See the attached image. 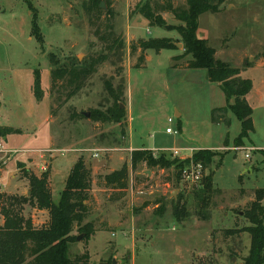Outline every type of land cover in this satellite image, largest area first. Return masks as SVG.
<instances>
[{"label": "rangeland", "instance_id": "rangeland-1", "mask_svg": "<svg viewBox=\"0 0 264 264\" xmlns=\"http://www.w3.org/2000/svg\"><path fill=\"white\" fill-rule=\"evenodd\" d=\"M113 1L111 8L118 15L114 32L123 37L124 50L117 56L112 54L85 87L60 106L56 98L64 101L66 93L51 91V70L86 67L91 58L103 55L106 45L95 32L100 28L102 35L105 33V16L91 27L89 0H0V124L20 133L8 143L0 135V142L7 150L24 151L8 155L10 159L0 154V163L8 170L1 191L30 197L25 174L48 173L57 204L74 165L82 160L90 168L93 182L84 224L92 223L99 232L88 243L83 236L71 245V257L87 252L92 264H244L250 235H244L236 256L227 252L213 256L209 240L203 243L213 227L231 228L235 219L240 229L248 225L244 216L250 200L255 190L264 188V0H229L222 13H207L199 20L198 37L209 42L218 60L240 69L241 78L253 83L248 100L255 131L243 147L234 144L241 124L232 112L227 115L229 124L213 121L214 112L227 107L219 85L209 81L205 70L175 68L173 58L184 48L160 54L149 50L145 67L133 68L136 58L126 46L131 38L182 42L177 32L149 28L142 16L129 20L130 3L139 0ZM164 17L168 25H173V16ZM34 26L44 39L42 47L34 37ZM126 67L132 71L125 76ZM37 70L41 72L42 101H37L33 93ZM107 82L116 91L123 88L120 108L127 109L128 116L122 123L93 120L115 106ZM176 112L183 113L181 119ZM74 114L83 118H74ZM168 128L172 134L166 132ZM128 135L132 147H154L163 150L155 155L168 159L174 150H180L181 157L192 156V148L211 150L214 157L206 175L213 177V193L206 207L200 205L202 200L195 194L203 184L184 183L174 168L162 172L140 164L132 171ZM24 138L32 144H23ZM123 167L130 171L129 188L126 199L115 203L112 199L119 194L105 185L104 177ZM148 171L151 173H144ZM16 183L19 189H15ZM179 201L190 215L184 231L182 221L177 220ZM157 202H161L159 208L154 206ZM23 209V215L37 228L48 222V213L29 204ZM199 213L211 219L201 226L191 224ZM3 221L0 215V226ZM212 257L216 258L213 263Z\"/></svg>", "mask_w": 264, "mask_h": 264}, {"label": "trees", "instance_id": "trees-1", "mask_svg": "<svg viewBox=\"0 0 264 264\" xmlns=\"http://www.w3.org/2000/svg\"><path fill=\"white\" fill-rule=\"evenodd\" d=\"M229 0H139L130 3V17L142 16L149 28H166L177 32L183 44L184 51L173 58L175 68L189 70H205L211 83L219 85L223 91L227 107L217 109L213 115V121L229 124L227 115L232 112L241 124V133L235 140V147H243L255 131L253 123V108L247 100V96L253 89L251 80L241 78V70L232 68L225 62L217 59L215 49L209 42L198 37L199 20L201 16L212 13L220 14L225 3ZM109 7L104 12L100 5L102 0H89L87 9L90 26L94 27L103 16L105 19V33L102 35L100 28L95 34L106 45V52L98 57H93L86 67H73L70 69L54 68L51 70V91L61 94L66 93L65 100L56 98L60 106L68 103L86 85V83L98 72V68L109 61L111 55L117 56L125 48L122 36L114 32L115 12L111 8L112 2L107 0ZM164 14L173 16L178 25H168ZM36 26L33 34L42 47L44 39L39 34ZM177 42L173 38H150L132 40L129 46L130 55L136 61L135 69H142L146 65L147 52L149 50L160 54L162 51H174ZM192 57L190 60H186ZM107 90L116 101L115 106L105 114L94 117L93 120L102 123H122L126 119V112L120 108L122 101V87L118 91L110 82L106 83ZM33 93L37 101H42L44 91L42 89L41 72L34 73ZM121 101V102H120ZM233 101V103H232ZM74 118H83V115H73ZM11 128L0 129V135L7 137L18 133ZM168 159L166 155L155 156L150 150H136L131 153V169L135 171L140 164L148 168L160 170L175 169L178 176L184 167L191 161L207 165L214 157L210 150H200L194 153L191 160ZM3 168L0 163V170ZM128 167L113 171L104 177L105 185L119 194L112 199L118 203L126 199L129 188ZM25 178L29 181L30 197L9 196L1 191L0 187V215L4 221L0 226V264H92L90 255L86 252L79 256H70L71 245L77 242L79 235L84 236V242L88 243L99 232L92 223L84 224L88 217L91 193L93 191L92 172L80 160L71 171L60 201L56 204L49 188V175L41 176L27 172ZM203 189L195 191L196 197L201 198V206L206 207L208 199L213 193V177L206 176L203 180ZM264 188L254 191V201L250 204L244 218L248 221V227L223 231L224 237H235L247 233L251 237V245L248 257L244 264H264ZM29 204L37 211L48 213V222L40 228L34 225L31 218L23 215V208ZM178 203L177 220L184 221L189 218L185 205ZM201 220H207L209 216L199 213ZM78 231V235L75 231ZM108 231V230H107ZM104 264H112L106 262Z\"/></svg>", "mask_w": 264, "mask_h": 264}, {"label": "crops", "instance_id": "crops-1", "mask_svg": "<svg viewBox=\"0 0 264 264\" xmlns=\"http://www.w3.org/2000/svg\"><path fill=\"white\" fill-rule=\"evenodd\" d=\"M111 2H112V4H115L114 3V1L113 0H111ZM128 3V2H127ZM130 7V6H129ZM130 10V9H129ZM129 10H128V18H129V20H132L133 18H135V17H137V16H135V17H130V15H129ZM116 14V13H115ZM168 15V14H167ZM118 15L116 14V16L115 17H117ZM173 18V17H172ZM164 19L165 20H167L165 17H164ZM174 20V19H173ZM174 22H176L175 20H174ZM172 23L173 25H178L179 23ZM136 38L134 37V38H131L130 40H129V42H128V44H126V46H127V50H129V43H130V41L131 40H135ZM137 39H139V38H137ZM136 39V40H137ZM179 55V54H178ZM177 56V55H176ZM132 71V69L130 68V67H126L125 68V70H124V74H125V76H126V74H128V72H131ZM125 93H126V88H125ZM247 100H248V96H247ZM248 102H249V100H248ZM232 103H233V101H232ZM250 104V103H249ZM251 105V104H250ZM252 107V106H251ZM127 116H128V112H127V109H126V119H127ZM182 116H183V113H179V112H176V117L177 118H182ZM31 118H33V117H31ZM253 118V117H252ZM5 125H7V124H4V126L2 125V124H0V126H2L3 128H11V129H14V130H18V129H15V128H13V127H10V126H5ZM36 125H38V124H36ZM255 128V127H254ZM179 131H180V133H182L183 134V125H182V123L180 122V129H179ZM14 135H17V136H20V133L18 132V133H16V134H12V135H9V136H7V137H3V138H1V139H3L6 143H8L9 142V139H11ZM22 137H24V136H22ZM128 141H129V151L132 153L133 151H136V150H150V151H153V152H160V151H163V150H156L154 147L153 148H150V147H145L144 145H142L141 147H139V148H136V147H132L130 144H131V136H129L128 135ZM23 144H25V145H29V144H32L31 143V141H29V139H27V138H24V142H23ZM255 148V147H254ZM193 150H194V153L195 152H197V151H200V150H205V149H198V148H192ZM211 151V150H210ZM194 153L192 154V155H194ZM39 166L40 165H42L41 163L40 164H38ZM8 166V165H7ZM15 167V166H14ZM90 169V168H89ZM7 167H6V169H4V167L0 170V186L1 185H3L4 184V182H3V177H4V175L7 173ZM144 171H146V170H144ZM162 172L164 171V170H161ZM144 173H151V171L149 172H144ZM13 174H14V170H13ZM13 177H14V175H13ZM147 178H149V177H147ZM3 187L5 188V186L3 185ZM15 189H19V187L17 186V183H16V185H15ZM2 192H4V191H2ZM242 194V193H241ZM254 201V195H253V198L250 200V202L252 203ZM160 204H161V202H157V203H155V207L156 208H159L160 207ZM263 205H264V201H263ZM148 208V207H147ZM211 218H208L207 220H201L200 218H196V219H194L195 221H191V224L193 223V224H199V226H201L200 224H204V223H206V221H209ZM187 220V219H186ZM186 220H184V221H182L181 223L183 224V227H182V230L184 231V229L185 228H187L186 226L184 227V224H186ZM188 221V220H187ZM234 221V224H233V222L231 221V220H229V223L231 224H233V227H231V228H221V227H219V228H217V227H213V228H211V231L209 232V234L206 236V239H205V241H204V243H203V246L206 244V241L207 240H209V242H210V245L212 246V252L210 253L211 255H213V256H221V254H224L225 252H227V253H229L230 255H237L238 254V249H239V245H241V243H242V238L244 237V235L245 234H247V233H242V234H240L239 236H235V237H228V238H226V237H224V234H223V231H226V230H232V229H235V224L237 223L236 222V219L235 220H233ZM236 222V223H235ZM190 224V222H189V224H188V226L189 225H191ZM245 227H248V225H246ZM243 228V227H242ZM240 229V228H239ZM248 235V234H247ZM203 246H201L199 249H201V248H203ZM220 248H222V250H224V251H219V249ZM215 250H218L217 252H215ZM227 250V251H226ZM215 260H216V258H214V257H212V259L210 260V262L211 263H213V262H215Z\"/></svg>", "mask_w": 264, "mask_h": 264}, {"label": "built area", "instance_id": "built-area-1", "mask_svg": "<svg viewBox=\"0 0 264 264\" xmlns=\"http://www.w3.org/2000/svg\"><path fill=\"white\" fill-rule=\"evenodd\" d=\"M173 120L169 119V123H172ZM168 134H172L173 131L172 129L168 128L166 131ZM175 134H178L177 132H174ZM20 152H22L24 154V151H17V150H7L4 148V146L2 145V143L0 142V154H4L5 158H9V156H13V155H17L20 154ZM167 152V151H164ZM180 150H174L172 152H170L173 156V158L176 159H180V160H191L193 155L190 157H181L180 156ZM3 155V156H4ZM9 155V156H8ZM98 155L96 154L95 157H97ZM157 156V155H155ZM247 159H250V155L247 154L246 155ZM3 165V164H2ZM206 169L204 167V165L202 163H193L192 161L186 165L183 169V171L181 172V179L184 183L191 185V186H200L203 183L204 178L206 177Z\"/></svg>", "mask_w": 264, "mask_h": 264}, {"label": "water", "instance_id": "water-1", "mask_svg": "<svg viewBox=\"0 0 264 264\" xmlns=\"http://www.w3.org/2000/svg\"><path fill=\"white\" fill-rule=\"evenodd\" d=\"M100 8H101L103 11H107V9H108L107 2H105V1L102 2L101 5H100ZM166 29L169 30V26H167ZM176 48H177V49H183L184 47H183V44H181V43H177V44H176ZM89 116H90L89 114H86V117L89 118ZM82 238H83V235L79 236V237L77 238V241H81ZM113 264H116V263L114 262Z\"/></svg>", "mask_w": 264, "mask_h": 264}]
</instances>
